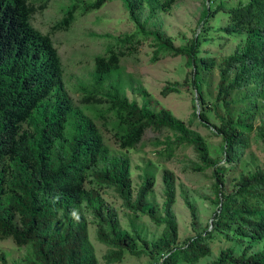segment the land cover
<instances>
[{
    "label": "trees",
    "instance_id": "trees-1",
    "mask_svg": "<svg viewBox=\"0 0 264 264\" xmlns=\"http://www.w3.org/2000/svg\"><path fill=\"white\" fill-rule=\"evenodd\" d=\"M108 1L72 5L52 32L44 34L33 26L32 17L46 9L47 3L36 7L31 0H0V241L11 240L18 248H31L26 264H99L89 240L88 211L99 242L108 247L106 264L121 263L127 255L154 256L162 252L165 255L159 264H195L211 256L212 243L220 240L218 237L248 246L241 255H236L234 248L223 249L208 264H264V244L262 251L249 255L255 243H264V169L242 175L232 194L222 191L228 164L238 162L249 144L259 90L264 89V0H250L237 8L219 6V11L228 14L222 31L243 38L221 63L215 57L199 56L198 36L185 47H176L164 33L146 30L150 19L160 12L169 13L179 0H122L140 30L117 38L115 47L95 58V83L100 89L108 87L109 92H89L80 101L84 107L105 106L115 115L114 137L121 150L137 149L150 130L168 131L173 134L164 149L168 159L175 149L187 145L199 155L195 172L214 169L220 209L212 229L181 248L176 247L179 225L174 210V173L164 171L165 199L161 207L150 201L155 186L151 177L144 180L133 198L130 159L111 153L95 120L76 106L66 90L63 62L53 35L69 30L79 11L96 12ZM215 8L206 9L202 22ZM144 10L149 16L142 22L139 13ZM151 36L156 45L152 63L160 55L186 57L202 103L203 74L219 69L216 103L223 110L215 113L220 127L216 129L205 112L193 115L223 136L224 164L192 130V122L188 124L164 108L155 111L139 106L120 93L119 81L110 83L114 75L120 80L122 60ZM180 86L168 84L162 93L167 96L179 92ZM251 86L257 89L248 93ZM134 91L149 95L141 86ZM102 118L106 120L105 115ZM258 133L264 141V128ZM106 189L116 192L127 211L137 217L147 215L156 226L163 227L154 244L140 233L123 229L117 209L103 197ZM187 206L195 216L193 206L189 202ZM139 242L142 248H138ZM0 264H8L4 253Z\"/></svg>",
    "mask_w": 264,
    "mask_h": 264
},
{
    "label": "rangeland",
    "instance_id": "rangeland-1",
    "mask_svg": "<svg viewBox=\"0 0 264 264\" xmlns=\"http://www.w3.org/2000/svg\"><path fill=\"white\" fill-rule=\"evenodd\" d=\"M96 0H31V3L39 7L47 3L46 9L36 12L32 17L33 26L44 34L52 32L53 26L62 21L66 11L74 4L83 6ZM250 0H179L169 13H157L147 23L146 30L151 33L161 32L170 38L176 47H185L193 38L198 36L201 41L199 56L215 57L219 63L232 55L243 38L228 36L222 28L228 20V14L219 11V6L237 8L245 5ZM215 8L207 19L202 22L205 11ZM144 22L148 16V10L139 13ZM140 30V26L131 16L122 0H109L103 8L96 12L83 14L77 13V18L72 27L67 31L57 32L53 35L64 67V81L66 90L75 102L76 106L95 120L102 131L107 146L113 155L126 156L131 161V177L133 181V198L147 177L155 180V186L150 201L159 207L163 205L164 186L163 174L165 170L174 173L177 183V199L174 207L179 225V240L177 248L184 247L191 239L205 235L212 229L215 216L220 209L216 202L214 169L204 173L195 172L193 168L200 164L199 155L191 146H182L174 150L170 159L165 155L164 149L173 134L164 131L150 130L141 146L133 150H121L114 134L115 115L107 112L105 106L84 107L81 100L87 93L106 95L109 91L100 89L95 83L94 69L95 58L106 55L109 47H115L117 38H123ZM156 50L155 39L150 37L145 40L136 52L122 60L120 80L114 75L110 83L121 84V94L129 101L136 102L139 106L149 107L152 110L167 109L180 120L186 123L192 122V130L201 135L210 146L213 156L220 164L226 162V147L223 136L216 134L212 129L204 125L194 117V113L205 112L210 123L215 128L220 127V120L216 117L215 110L222 111L220 104L216 103L218 90L219 69L213 74H203L201 90L204 103L198 98L197 90L192 84L193 68L186 57H170L160 55L157 62L152 63ZM178 83L179 92L165 96L162 92L168 84ZM141 86L148 92L143 96L134 90ZM257 88L251 86L248 93ZM261 95L257 98V109L253 120V131L245 152L241 159L228 164L227 171L223 174L225 194H232L242 175L255 173L259 168L264 169V141L258 131L264 128V89L259 90ZM245 95V94H244ZM243 96V94H242ZM241 96V97H242ZM105 115L106 120L102 118ZM71 128H68V135ZM106 202L117 209L121 225L124 230L131 233H140L151 244L161 236L163 227L156 226L149 216H135L127 211L121 199L113 189L103 192ZM189 202L195 216L187 206ZM85 215L89 222V240L94 249L99 264H106L105 255L108 247L99 242L97 227L93 223V216L88 211ZM212 243L211 256L201 259L195 264H208L216 260L221 251L226 248H234L236 255H241L248 243L237 241L227 242L223 237H218ZM263 242H257L254 248L249 250V255L263 250ZM141 242L138 248H142ZM4 253L8 264H26L25 258L31 253V248H18L13 241H0V255ZM165 253L154 256L127 255L121 263L116 264H159ZM189 264V263H181Z\"/></svg>",
    "mask_w": 264,
    "mask_h": 264
}]
</instances>
